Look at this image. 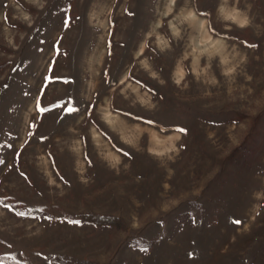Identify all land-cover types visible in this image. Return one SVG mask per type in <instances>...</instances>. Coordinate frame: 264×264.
<instances>
[{
  "label": "rangeland",
  "instance_id": "1",
  "mask_svg": "<svg viewBox=\"0 0 264 264\" xmlns=\"http://www.w3.org/2000/svg\"><path fill=\"white\" fill-rule=\"evenodd\" d=\"M78 262L264 264V0H0V264Z\"/></svg>",
  "mask_w": 264,
  "mask_h": 264
},
{
  "label": "trees",
  "instance_id": "2",
  "mask_svg": "<svg viewBox=\"0 0 264 264\" xmlns=\"http://www.w3.org/2000/svg\"><path fill=\"white\" fill-rule=\"evenodd\" d=\"M233 119H234V117H233ZM84 218H85V220L90 219V220L97 222V223H113V224H116L115 223L116 220L112 219V217H109V216L85 215ZM78 264H80V263L78 262Z\"/></svg>",
  "mask_w": 264,
  "mask_h": 264
}]
</instances>
